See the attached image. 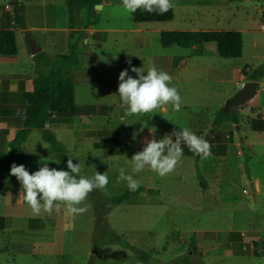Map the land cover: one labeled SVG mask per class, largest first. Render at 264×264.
Segmentation results:
<instances>
[{"label": "rangeland", "instance_id": "obj_1", "mask_svg": "<svg viewBox=\"0 0 264 264\" xmlns=\"http://www.w3.org/2000/svg\"><path fill=\"white\" fill-rule=\"evenodd\" d=\"M178 2L173 0L174 18L165 23H136L132 14L123 10L122 0H100L94 8L81 7L75 14L74 24L83 30L91 26L96 33H72L70 47L63 49L64 54L42 33L37 35V40L46 45L47 54L40 55L36 64L33 60L26 62L23 69H29L34 77L59 71L72 75L75 80L79 111L74 118L75 125L68 120L64 121L66 129L54 128L60 147L74 164H80V175L91 177L95 171L107 172L109 183L105 189H94L85 202L88 211L76 216L68 215L63 206L50 216L43 212L34 216L28 205L7 204L9 193L0 191L1 218L29 215L48 218L51 223L54 220L55 244L38 245L34 250L36 257L24 258L29 264H264V254L255 256L250 252V241L231 244L229 235L210 234L246 229L259 231L261 234L254 235L264 236V211L258 216V209H264V190L255 198L250 179V172L255 169L264 176V148L260 149L263 164H248V154L237 143L241 144L238 126L243 124L240 120L247 124L249 117H241L239 124L233 125V118L239 117V109L225 111L231 98L227 97V92L235 91L236 75L240 76L244 67L253 68L264 76V20L257 13L262 3L248 0L245 5L237 6L239 10L232 9L235 5H226L227 10L220 13L213 7L204 20L197 23L196 19H190L194 14L186 15L180 10L178 6L182 4H176ZM200 6L189 4L186 7L192 10ZM68 24L70 26V20ZM215 28L248 29L250 32L244 35L245 57L222 59L215 43L188 49L161 45L164 31ZM125 59H140L145 70L154 65L168 72L181 95V110L174 111L167 105L152 115H125L118 95L119 74L124 70ZM198 60L205 64L195 65ZM129 75L136 77L131 71ZM254 100L246 105L245 115L250 113L252 104H256ZM260 105L264 106V95ZM225 115L231 119L222 121ZM215 120H218L216 128L224 125V131L217 136L222 138L231 133V141L235 140L227 146L233 170L219 190L205 193L201 183L212 171L213 159L198 158L182 145L183 157L171 174L161 177L147 167L135 174L140 187L151 192L140 193L118 205L112 203V198L129 191L126 182H117L119 169L131 172V158L143 150L146 140H160L180 126L191 128L197 135L201 132L208 135L215 131L211 128ZM24 146V153L36 155L23 163L30 174L37 171L42 162H47L50 168L65 170L61 163L52 161L59 160L50 144L42 140L39 130L30 132ZM243 151L244 155L239 156ZM15 178L0 180L1 187L19 186ZM240 246L246 252L244 257L226 255L230 248L233 253L240 252ZM133 248L147 253L148 261L140 259ZM258 250L264 252L263 247ZM10 252L11 255L0 253V264H12L15 252L12 249ZM14 259L19 263L16 257Z\"/></svg>", "mask_w": 264, "mask_h": 264}, {"label": "crops", "instance_id": "obj_2", "mask_svg": "<svg viewBox=\"0 0 264 264\" xmlns=\"http://www.w3.org/2000/svg\"><path fill=\"white\" fill-rule=\"evenodd\" d=\"M247 1L248 0H179V2L176 4H182V6H178L180 10L186 15H189L191 13V15L194 14V18L190 17V19H196L195 21L197 23H200L202 20H204L203 18L207 16L206 13H210L213 7L215 9H218L219 13L222 11L225 12L227 10L226 5H235V7L232 6V9L236 8L237 10H239L240 7L237 6L240 5V3L245 5ZM251 1L261 2L262 7H260L259 9H264V0ZM14 4H17L18 6V14L21 16L23 25H21L22 23L18 21L16 14L17 7ZM189 4L201 5L202 7L200 6L197 9L193 8L191 10L186 7ZM220 5L222 6L220 7ZM81 7L85 6L77 7L75 14ZM198 10H200V12ZM173 12L175 13V9L173 10ZM260 18L262 20L264 19V17ZM68 22L69 12L66 0H0V30L8 29L15 32L16 44L18 49L16 55H0V112L10 113L23 110V95L34 90L35 80L41 73L37 74L36 77H34L29 69H23V65L28 61L32 63V60L33 63L36 64V59L40 55L47 54L46 45L41 44L37 40V35L39 33H42V35H44L46 38H49L48 42H52L53 45L57 47L58 52H60L61 54H64L63 49L66 46L70 47L69 40L72 37V33L75 34L86 32L92 35L96 33L95 28L91 26L88 28H84L83 30L80 27L78 28L76 24H74L73 27H70ZM57 24L60 25L58 26ZM262 28L264 30V23L262 24ZM188 31H239L242 33L243 37L242 58L245 57L244 35L245 33L250 32L248 29L231 30L215 28L199 30L192 29ZM52 34H56L57 36H50ZM255 46L258 47V44L255 43ZM203 63L205 64V62L198 60L195 65H201ZM184 64L186 65V63H183V65ZM254 72H256L255 69L244 67L241 70L240 76L236 75L237 79L234 81L236 84L235 91L227 92V97L230 98V96H234L246 82L250 81L248 80L247 75L253 74ZM256 81L260 82V87L257 91V95L254 98L255 100H257L256 104H252L250 113L246 115L244 114L246 106L242 109L238 108V115L240 119L241 117H249L248 122H246L247 124L242 123L240 120V123L243 124L238 126V137L240 138L241 144L237 143L238 146L244 147V151H246V153L248 154V164H252L253 162L263 164V156L260 153V149L263 150L264 148V106L260 104L264 95V76L260 75L259 79ZM76 117L77 116H54L48 121L46 127L52 132L54 128H61L60 130H62L63 128L66 129L67 125L64 124V121L69 120L73 125H75L74 118ZM23 126L24 119L22 117H0V152H7L10 150L9 146H11V143L15 140L18 132L23 128ZM223 127L224 125L217 128L216 126H211L213 130L215 129L214 133L204 135L205 133L203 134V132H201L198 134L199 136L205 137V139L208 140L211 144V155L209 157L213 159L212 171L204 177L203 181H201L204 187L203 191H205V193L212 192V190L216 189L219 190V188L223 184H225V178L229 176L233 170L228 161L227 146L229 143H232L235 140L231 141V133H227V135L222 138H219L217 136L218 133L224 131ZM227 131H230V129L227 128ZM25 143L22 145V153H24L23 151L25 150ZM244 151L243 153L239 152V156H243ZM24 154L30 155L29 153ZM32 156L36 155L31 154L30 157ZM250 173L251 184H254L255 188V192H253L254 197L257 198L263 193L264 190V176L260 171L256 169L251 170ZM15 181H17L16 178ZM2 190L9 193V202H7V204L10 202H14L15 204H18L22 207L27 205V203L19 197L21 191L20 184L19 186H16V184H14L13 187L11 185H8L3 188L0 185V191ZM245 193H247V191H245ZM258 210L260 211L258 216L262 215L264 209L260 208ZM54 225V220L53 223H51L48 218H46L45 220L33 218L29 215H10L3 218L0 217V245L3 244L2 246H0V253L11 255L10 251L12 249L15 252L12 257V264H29L24 258H29L31 256L36 257L34 250L38 245L44 246L51 244L53 246L55 244L56 238ZM258 232L259 231L249 232L246 229H237L228 230L224 234H220V231H213L210 232V234H214L216 235V237L221 235H229L231 244H235L238 242L245 243L246 241H250V252L255 256H258L264 254V252L258 250V248H264V236L259 237L257 235H254L261 234ZM209 246H213V244H209ZM230 249L226 253L228 257L239 258L244 257V255L246 254V252H243V250L241 249V246L240 252L237 253H233ZM243 249L244 251L247 250L245 246ZM211 250H214V248H212ZM17 256H19L18 259ZM14 257L19 260V263L14 259Z\"/></svg>", "mask_w": 264, "mask_h": 264}, {"label": "clouds", "instance_id": "obj_3", "mask_svg": "<svg viewBox=\"0 0 264 264\" xmlns=\"http://www.w3.org/2000/svg\"><path fill=\"white\" fill-rule=\"evenodd\" d=\"M122 7L129 14L139 9L164 14L175 5L173 0H122ZM127 63L131 65V60ZM130 70L136 74L135 78L129 75V69L119 74L118 95L125 115H152L167 105H171L174 111L181 110V95L168 72L154 65L146 70L144 67H131ZM182 145L201 158L211 155L208 140L195 134L191 128L180 126L179 130L174 129L160 140H146L143 150L131 158V172L120 168L117 182H126L129 191L135 192L141 186L135 174L146 167L161 177L171 174L183 157ZM67 169L50 168L47 162H42V166L30 174L23 164L11 165L10 175L15 176L21 185L19 197L27 203L34 216L42 212L50 216L53 211L59 212L62 206L70 216L83 215L88 211L89 206L85 202L89 194L94 189H105L109 183L107 172L95 171L91 177L80 175L81 166L74 164L71 156L67 160Z\"/></svg>", "mask_w": 264, "mask_h": 264}, {"label": "trees", "instance_id": "obj_4", "mask_svg": "<svg viewBox=\"0 0 264 264\" xmlns=\"http://www.w3.org/2000/svg\"><path fill=\"white\" fill-rule=\"evenodd\" d=\"M69 12L70 27L74 26L76 8L80 6L95 7L100 4V0H66ZM18 21L22 23L21 16L18 14V6L14 4ZM136 23L167 22L174 17L173 9L167 13L159 14L157 12L148 13L143 9L131 13ZM23 25V23L21 24ZM215 43L218 54L223 59H240L243 56V37L239 31H164L161 33V45L163 48L178 46L184 49L192 48L198 45ZM18 52L16 44V35L13 30H0V55H16ZM129 59L123 61V68L141 67L140 59H130L131 65L127 63ZM263 74L258 71L247 75L248 80L256 81ZM76 91L75 80L72 75L63 72L53 71L48 74H40L35 80L34 90L23 95L24 109L17 112L3 113L1 116L22 117L24 126L18 132L15 140L11 143L10 150L0 152V180L10 175V167L13 163L20 165L25 163L30 156L22 153V145L27 141L31 130L37 129L42 133L43 140L50 144L52 153L58 158L62 167L67 169V160L69 155L62 150L60 143L54 132L48 130L46 125L54 117H74L79 108L76 109ZM229 115L222 119L230 120ZM239 117L233 118L234 124H239ZM218 120H215L216 125ZM143 192H151L143 187L135 192L126 193L112 198L114 205L121 204L136 195ZM114 242L120 243L127 248H132L128 243L120 239H114ZM137 255L143 261H148V254L134 249Z\"/></svg>", "mask_w": 264, "mask_h": 264}, {"label": "water", "instance_id": "obj_5", "mask_svg": "<svg viewBox=\"0 0 264 264\" xmlns=\"http://www.w3.org/2000/svg\"><path fill=\"white\" fill-rule=\"evenodd\" d=\"M259 87V81L250 80L246 82L242 88L228 100L225 108L226 113L230 112L232 108H244L246 104L255 98ZM124 135H126V133ZM198 158H200V156H198ZM251 188L252 192H255L254 184H251Z\"/></svg>", "mask_w": 264, "mask_h": 264}, {"label": "built area", "instance_id": "obj_6", "mask_svg": "<svg viewBox=\"0 0 264 264\" xmlns=\"http://www.w3.org/2000/svg\"><path fill=\"white\" fill-rule=\"evenodd\" d=\"M257 13L261 16V17H264V9H260L257 11ZM264 20V19H263Z\"/></svg>", "mask_w": 264, "mask_h": 264}]
</instances>
